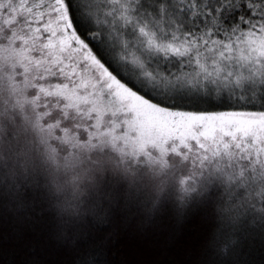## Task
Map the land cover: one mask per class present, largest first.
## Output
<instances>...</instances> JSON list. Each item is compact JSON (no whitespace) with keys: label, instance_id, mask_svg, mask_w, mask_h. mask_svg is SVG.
Segmentation results:
<instances>
[{"label":"snow or ice","instance_id":"snow-or-ice-1","mask_svg":"<svg viewBox=\"0 0 264 264\" xmlns=\"http://www.w3.org/2000/svg\"><path fill=\"white\" fill-rule=\"evenodd\" d=\"M0 264H264V0H0Z\"/></svg>","mask_w":264,"mask_h":264},{"label":"trees","instance_id":"trees-1","mask_svg":"<svg viewBox=\"0 0 264 264\" xmlns=\"http://www.w3.org/2000/svg\"><path fill=\"white\" fill-rule=\"evenodd\" d=\"M198 220L197 218L193 217L192 219H190L186 225H185V230L188 232H192L194 231L197 227H198Z\"/></svg>","mask_w":264,"mask_h":264}]
</instances>
